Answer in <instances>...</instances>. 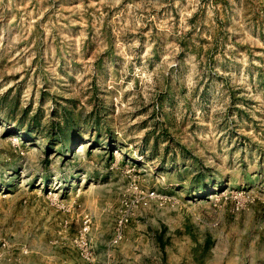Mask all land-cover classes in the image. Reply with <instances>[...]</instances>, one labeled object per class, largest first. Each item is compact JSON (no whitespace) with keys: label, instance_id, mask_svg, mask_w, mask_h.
Instances as JSON below:
<instances>
[{"label":"rangeland","instance_id":"rangeland-1","mask_svg":"<svg viewBox=\"0 0 264 264\" xmlns=\"http://www.w3.org/2000/svg\"><path fill=\"white\" fill-rule=\"evenodd\" d=\"M0 264H264V0H0Z\"/></svg>","mask_w":264,"mask_h":264},{"label":"built area","instance_id":"built-area-1","mask_svg":"<svg viewBox=\"0 0 264 264\" xmlns=\"http://www.w3.org/2000/svg\"><path fill=\"white\" fill-rule=\"evenodd\" d=\"M152 196H153V194H152ZM87 222H88V220H87ZM86 230H87L86 227H84L83 232H86Z\"/></svg>","mask_w":264,"mask_h":264}]
</instances>
